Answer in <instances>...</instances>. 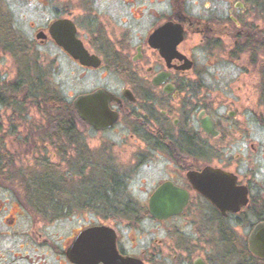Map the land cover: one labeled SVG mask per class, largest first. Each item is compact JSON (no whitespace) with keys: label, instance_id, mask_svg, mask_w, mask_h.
I'll list each match as a JSON object with an SVG mask.
<instances>
[{"label":"flooded vegetation","instance_id":"obj_1","mask_svg":"<svg viewBox=\"0 0 264 264\" xmlns=\"http://www.w3.org/2000/svg\"><path fill=\"white\" fill-rule=\"evenodd\" d=\"M18 2L26 7L18 18L0 7V60L6 53L13 61L0 68V264H264L249 248L250 233L264 225V66H253L264 52L254 44L264 36L232 10L196 12L198 2L212 12V0ZM80 51L92 58L72 55ZM26 55L33 60L22 62ZM58 59L83 69L107 66L121 79L118 90L103 87L115 97L108 107L116 121L89 127L124 131L128 166L115 163L116 145L91 146L74 126L60 144L61 162L67 187L73 177L80 186L55 193L35 190L34 181L21 187L9 167L17 151L54 147L37 142L43 137L35 119L43 114L26 91L37 69L51 89L37 66H59ZM217 61L241 64L206 78ZM158 164L154 183L138 188L144 202L130 183ZM203 171L224 210L190 181L188 173ZM149 180L141 175L139 182ZM165 182L187 201L181 212L156 219L148 202ZM187 211L205 212L220 233L218 256L191 247L170 254L164 239L142 240L143 220Z\"/></svg>","mask_w":264,"mask_h":264},{"label":"rangeland","instance_id":"obj_2","mask_svg":"<svg viewBox=\"0 0 264 264\" xmlns=\"http://www.w3.org/2000/svg\"><path fill=\"white\" fill-rule=\"evenodd\" d=\"M237 2L242 4V8L234 7V4ZM21 3L18 2V0H0V7L10 9L18 18V10L26 9V7L20 5ZM211 8L212 12H205L202 10V7L198 2L196 6V12L199 13L202 11L203 14H221L227 11L229 13V10H232V15L239 16L243 20L249 22L253 25L252 29L261 32L263 34L261 36H264V16H261L257 12V9L254 6L248 4L245 0H212ZM258 27H260L259 30H257ZM263 55L264 52H262L261 56L259 57V62L257 60V63L253 66H264V63H261L264 62ZM43 57L51 58L55 56L47 55ZM31 58L32 55L20 57L22 62L23 60L29 62L30 60H33ZM12 63L13 61L11 60L10 56L4 53L0 60L1 71H6V66H12ZM58 63L59 66L37 67L40 68V70L43 72V75H46L51 90L69 102H71L72 98L77 94L89 92L97 87H106L112 90H118L122 86L121 79L111 70H109L107 66H102L97 69H83L79 66H71V64L69 66H62L64 61L61 59H58ZM240 64L241 62L239 61H228L227 64L217 61V63L208 67L210 76H207L206 78H219L220 75L214 74L217 73V71L222 70L221 66H240ZM9 72V76L13 77L15 75V67L13 66V70ZM41 118V115L36 117L35 120L37 123L41 121V123H43ZM74 125L81 131V134L84 137V142L89 143L91 146L102 145L101 148L106 149L109 145H116L115 148L113 147L115 149L113 154H116V157L114 158L115 163L121 168H125L126 165L128 166V157L124 145L126 143L127 136L125 135L124 131H95L89 127L90 125L79 118L77 114H75ZM40 141L41 139L37 137V142ZM58 149H60V147H52L50 150H21L20 153L18 151L15 152L14 150H10V152H15L13 158L17 161L16 166L9 167L10 175H12L14 179H18L17 181L21 187H24L25 184L32 183V181H36V178L40 177L42 179L45 178L47 181L46 184L49 183L48 188L51 192L58 193L62 190H65V188L73 191L78 190L80 183L75 177H73L74 179L72 180L74 181L70 183L69 187H67V184H65L61 154H56ZM11 156L12 154L10 157ZM28 159L35 160V162L34 160L32 161L33 165L27 163ZM159 168H161V165L158 164L156 165V170L140 171L139 177L135 178L133 182L130 183V187L134 191H138V188L150 187L154 183L151 180H155L158 174H160L157 171ZM55 171L61 173V181H58V179L54 178L53 172ZM141 175L149 177L150 180L145 184H142L139 182ZM139 193L142 196L140 200L145 202V194H142L140 191H138V194ZM206 220L205 212L197 213L190 211L168 219L164 222H158L152 218H147L146 220L142 221V229L145 231V235L142 240L164 239L165 246L168 248L170 254H178L181 249L191 247L196 249L198 252H204L208 248H213V253H216L218 256V250L220 251L219 241L221 236L218 231L210 228V225ZM214 245H218V247H214Z\"/></svg>","mask_w":264,"mask_h":264},{"label":"water","instance_id":"obj_3","mask_svg":"<svg viewBox=\"0 0 264 264\" xmlns=\"http://www.w3.org/2000/svg\"><path fill=\"white\" fill-rule=\"evenodd\" d=\"M237 5H241V3L238 2ZM56 39L61 42V38ZM72 55L83 63L92 58L84 51L74 52ZM114 98V95L107 89L98 87L92 91L77 94L71 100V104L79 118L94 129L100 130L111 126L117 119L116 114L108 107L109 102ZM205 174V171L202 173L190 172L188 177L197 190L214 201L220 210H224L221 203L218 202L219 198L208 193L207 187H205L206 179L203 180ZM186 201L187 196L184 191L165 182L151 194L148 207L152 217L162 219L181 212ZM249 248L254 254L264 258V225H257L250 233Z\"/></svg>","mask_w":264,"mask_h":264},{"label":"trees","instance_id":"obj_4","mask_svg":"<svg viewBox=\"0 0 264 264\" xmlns=\"http://www.w3.org/2000/svg\"><path fill=\"white\" fill-rule=\"evenodd\" d=\"M245 1L248 4L254 6L261 16H264V0ZM252 30L255 31V29ZM255 34L259 35V37H262L261 35H263L259 31ZM254 45L264 50L263 42H256ZM32 78L33 80L31 79V84L27 82L26 97L30 98L34 103L36 110L42 112L43 114L41 118L43 123H41V121L36 124L37 133L38 131L41 132L38 133V135L43 137L41 142L48 141L54 145V147L59 148L60 144L63 143L65 139H70L73 135V129L75 126L74 119L76 113L71 102L54 93L47 84L42 83V76L38 69L37 73ZM29 85L32 86V88L35 85L34 89H31ZM56 154H61V149H58ZM55 172H53L54 178L58 179V181H61V173L57 171ZM36 179L37 180L34 181L35 190L49 191V183L46 184L47 181L45 178L42 179L39 177ZM54 197L60 198V196Z\"/></svg>","mask_w":264,"mask_h":264}]
</instances>
